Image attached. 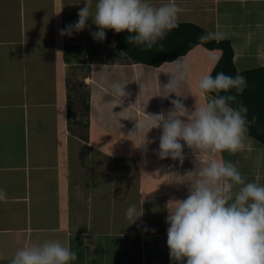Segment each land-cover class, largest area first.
<instances>
[{"label": "crops", "instance_id": "1", "mask_svg": "<svg viewBox=\"0 0 264 264\" xmlns=\"http://www.w3.org/2000/svg\"><path fill=\"white\" fill-rule=\"evenodd\" d=\"M84 3L0 0V264L45 240L75 251L78 259L70 264H174L167 202L186 198L193 175L212 158L235 163L248 181L264 185V144L247 133L244 152L196 157L185 146L183 164L159 159L153 150L161 129L135 134L137 124L173 108L178 97H165L164 85L180 59L190 72L176 89L186 96L179 99L190 110L203 103L198 82L213 71L217 62L210 58L219 61L222 50L199 44L159 67L129 58L103 61L106 39L94 40L88 27L71 36L60 32L78 20ZM176 3L183 9L180 22L224 33L238 71L264 68V0ZM88 24L98 30L91 18ZM74 66L86 72L80 84ZM116 80L126 84L122 100L109 94ZM73 102L82 114L73 112ZM146 136L155 142L145 151L139 146ZM132 204L144 214L129 225L125 212Z\"/></svg>", "mask_w": 264, "mask_h": 264}, {"label": "clouds", "instance_id": "2", "mask_svg": "<svg viewBox=\"0 0 264 264\" xmlns=\"http://www.w3.org/2000/svg\"><path fill=\"white\" fill-rule=\"evenodd\" d=\"M183 9L176 0L159 5L150 0H85L78 11V20L61 29V35L71 36L89 28L94 40L104 41L106 30L129 33L130 45L151 49L167 33L178 27ZM91 18L97 31H91ZM225 38L221 31L207 32L202 42ZM213 63L216 57L210 58ZM190 65L186 61L168 73L173 76L165 86L173 108L167 114H150L147 124L138 123L135 134L161 129L159 147L153 150L159 159L171 158L183 164L185 146L197 157L200 154L215 156L228 152L236 154L247 148V107L233 106L237 96L247 86L246 78L219 72L203 75L198 88L205 96L203 103L196 102L194 110L185 106L176 89L187 79ZM113 99L122 100L128 95L126 84L119 80L110 85ZM214 94V95H213ZM186 98V96H183ZM146 136L139 147L145 149L154 143ZM136 146V145H135ZM137 147V146H136ZM189 171L186 175L193 173ZM2 192V190H0ZM0 200L3 195L0 194ZM167 245L174 264H264V185L248 181L235 163L224 159H209L188 184V195L170 199L166 204ZM143 211L135 204L125 212L129 225L142 217ZM78 254L59 241L45 240L18 249L9 264H70Z\"/></svg>", "mask_w": 264, "mask_h": 264}, {"label": "trees", "instance_id": "3", "mask_svg": "<svg viewBox=\"0 0 264 264\" xmlns=\"http://www.w3.org/2000/svg\"><path fill=\"white\" fill-rule=\"evenodd\" d=\"M207 30L192 22H180L178 27L160 41L151 49H145L142 46L130 45L127 42L129 33L125 30L116 33L114 30H106V40L115 38L118 42L120 52L137 63L159 67L165 62H172L181 56L186 55L191 49L201 44L207 49H221L222 55L214 67L211 74L215 76L219 72L235 76L240 74L246 78L247 86L242 94L236 95L237 99L233 106L243 104L247 107V128L250 135L264 144V68L238 71L234 62V50L229 40H209L202 42L199 38L206 34ZM106 61H112L116 53L112 50L104 53ZM214 95V94H213ZM89 94L87 93V101ZM85 100V101H86ZM84 101V109L89 111V103ZM254 119L255 122L252 120Z\"/></svg>", "mask_w": 264, "mask_h": 264}, {"label": "rangeland", "instance_id": "4", "mask_svg": "<svg viewBox=\"0 0 264 264\" xmlns=\"http://www.w3.org/2000/svg\"><path fill=\"white\" fill-rule=\"evenodd\" d=\"M101 46H102V49H104V50H102L103 52H108V50L109 49H106V47L104 46V44L102 43L101 44ZM116 53V57L113 59L114 61L115 60H119V61H123V58H128L125 54H123L122 52H120V50H119V52H115ZM130 59V58H129ZM103 61H106L105 59H102ZM112 60V61H113ZM132 60V59H131ZM182 61H185V59H180L179 61H178V63H177V65L180 63V62H182ZM77 67H79V66H74V68L75 69H73V70H75L76 71V74H74V76H73V73H71L72 74V76L74 77V79H76V82L78 81V83L80 84V81L82 82L83 81V76L86 74V72H82V70H80L79 71V69L77 70L76 68ZM75 75H76V77H75ZM109 75H111V74H109ZM72 77V78H73ZM110 79H112V77L110 76ZM83 85V84H82ZM82 85H79L80 87L82 86ZM86 86V85H85ZM82 88V90H85V88L82 86L81 87ZM78 101V100H77ZM72 105H74L75 107L73 108V112H77V111H81V114L84 112V111H82L83 110V108L82 107H80L79 105L76 107V104H75V102H73L72 103ZM84 105V103L82 102V106ZM78 109V110H77Z\"/></svg>", "mask_w": 264, "mask_h": 264}, {"label": "built area", "instance_id": "5", "mask_svg": "<svg viewBox=\"0 0 264 264\" xmlns=\"http://www.w3.org/2000/svg\"><path fill=\"white\" fill-rule=\"evenodd\" d=\"M103 44L106 47V49L112 50L114 52H119L118 42L115 38H112L109 41L105 40Z\"/></svg>", "mask_w": 264, "mask_h": 264}]
</instances>
